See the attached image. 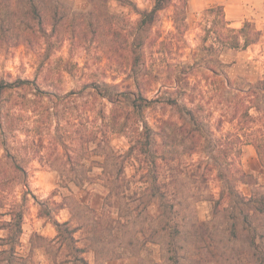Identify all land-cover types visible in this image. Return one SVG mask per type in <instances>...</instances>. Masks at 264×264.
Wrapping results in <instances>:
<instances>
[{
  "label": "trees",
  "instance_id": "obj_1",
  "mask_svg": "<svg viewBox=\"0 0 264 264\" xmlns=\"http://www.w3.org/2000/svg\"><path fill=\"white\" fill-rule=\"evenodd\" d=\"M91 3L93 8L89 16L100 10L95 0ZM188 3L189 0H153L150 10L137 11L140 16L137 26L142 31L138 46L130 43L129 34L122 35L114 25L106 27L100 21L88 20L87 14L79 15L83 16L82 21L76 18L78 23L71 25V37L80 40L90 36L96 42L102 36H111L108 42L112 52L120 55L129 52L134 61L132 64L128 62L127 66L133 68L144 61L145 68L146 59L149 55L152 57L156 44V53L163 58L174 43L172 40L159 41L161 36L148 41L149 37L144 38L143 34L154 25L159 12L168 8H173L182 22V26L175 27L178 33H186L189 27ZM204 15L209 24L203 29V46L199 47L203 57H200L199 65L203 71L213 75H204L203 89L190 81L193 73L185 63H181L183 67L178 73L172 71L164 77L145 75L133 83H128L129 80L121 83L91 81L79 91L72 90L64 95L43 91L36 81L17 79L11 83L0 82V146L3 151L0 156V231L5 232V236L0 237V246L5 247L2 250L0 247V255H6L8 263L11 258L10 264L25 261L17 248L23 234L29 196L40 206L41 218H51L50 213L44 211V203L29 189L26 168L34 159L46 160L58 172L63 188L72 183L80 190H87L97 184L106 194L104 206L109 209L107 216L99 215L89 203L63 197L60 209L68 208L71 219L63 223L53 221L57 241L81 264H88L84 254L101 246L95 241L103 240L98 236L104 230V223L109 232L116 229L119 235L144 211L149 214L150 207H156V231L165 230L163 222L170 220L175 222L177 229L180 224L178 216L185 206L192 205V201H207L216 209L234 192L244 202L247 201V197L237 193L238 185L257 184V180L241 171L240 157L244 146H252L264 166V76L255 84L232 79L227 71L230 65L209 59V54L217 52L218 48L246 49L259 43L263 33L249 21L239 30L231 28L223 5L206 9ZM62 21L57 4L45 8L36 0H29L25 5H21L20 0H0V36L7 40V32L14 33L16 37L23 35L29 41L32 35L40 33L46 39V58L62 43ZM7 23L14 27L9 29ZM16 28H19V33ZM119 37L122 42H118ZM209 40H213L210 45L207 43ZM46 64L41 63L40 72L48 71ZM69 70L68 67L65 69L67 73ZM155 83L161 84V88L154 98H150L148 94ZM85 92L89 98L81 101ZM99 100H106L111 107ZM158 105L170 107L173 114L167 119H158L152 125L149 114L157 110ZM75 112L77 123L70 118ZM215 113H219L218 118L214 117ZM52 117L57 118L59 135L53 144L56 147L54 153L59 147L63 148L64 158L59 154L54 156V153L42 155L34 144L32 134L36 133L34 128H38L34 125L41 121L50 124ZM62 120L65 126L61 125ZM226 124L230 127L225 130ZM18 134H23L26 139L22 140ZM114 137L127 141L126 151L115 150L111 143ZM74 146L82 151L92 149L99 160L79 153L72 156ZM89 162V171L66 170L68 167H87ZM215 172L221 190L218 196L210 187V177ZM188 179L200 183L192 197H187L183 189ZM18 188H22L20 193ZM259 206L264 209V198L259 201ZM74 210L87 211L81 216L87 221L77 217ZM124 211L130 212L129 216H123ZM114 214H117L115 219L112 217ZM88 227L91 229L86 231ZM80 231L93 235L87 239L89 243L85 247L79 246L82 239L76 237ZM146 242L172 250L182 241L175 237L167 243L166 239L151 235ZM128 245L125 250L137 248L139 243L133 238ZM4 261L0 260V264Z\"/></svg>",
  "mask_w": 264,
  "mask_h": 264
},
{
  "label": "rangeland",
  "instance_id": "obj_2",
  "mask_svg": "<svg viewBox=\"0 0 264 264\" xmlns=\"http://www.w3.org/2000/svg\"><path fill=\"white\" fill-rule=\"evenodd\" d=\"M28 1L20 0V3L25 5ZM36 1L45 8L53 4L59 5V12L63 19L60 27L62 43L56 50L51 51L50 57L46 58V39L40 33L32 35L29 41L21 34L19 38L14 33L8 34L7 32V40L0 36V82L4 80L6 83H11L17 79L36 81L43 91L64 95L72 90L79 91L84 84L91 83V81L121 83L124 80H129L128 83H133L135 79H140L145 75L164 77L172 71L178 73L183 67L181 63H185L190 66L187 68L191 69L193 73L190 81L203 89L204 75H213L207 70L203 71V67L201 68L199 65L200 57H203V51H199V47L203 46L205 35L203 29L209 24L204 11L217 5L224 6L231 28L239 30L246 21H249L255 24L263 36L259 43L246 49L218 48L217 52L209 54V59L229 64L227 71L232 79H242L245 83L255 84L264 76V0H189L187 19L189 27L184 34L178 33L175 28L182 26V22L179 17H176L173 8L159 12L154 25L143 34L144 38L148 36V41H151V39L156 40L161 36L159 41L172 40L174 45L169 48L170 50H167L169 53L166 57L161 58L156 53L158 48L156 44L153 53H151L152 57L149 55L146 59L145 68L143 67L144 61L133 68L127 66L128 62L132 64L134 61L129 52H124L122 55L112 52L108 42L111 36H102L96 42H93L90 36L80 40L71 37V25L78 23L76 18H79L80 22L82 21L83 16L79 15L89 14L93 8L91 0ZM95 1L100 10L94 15H88V20L100 21L102 26L106 27L114 25L122 35L129 34L130 43L138 46L142 40V31L137 26L140 19L137 11L150 10L153 7V0H128L129 2L123 3L115 0ZM7 24L9 29L14 27L13 24ZM18 29L16 28V31ZM13 38L14 40H12ZM117 40L118 42L123 41L121 37ZM207 43L210 45L213 40H209ZM42 62L47 63L48 71H39ZM67 67L71 69L68 73L65 71ZM160 88L161 84L155 83L148 97L154 98ZM84 97L81 101L89 98L86 96V92ZM100 101L105 103L108 108L111 107L106 100ZM201 104L203 105V97ZM172 114L173 110L170 107L158 105L157 110L150 112L149 120L154 125L158 119H167ZM70 116L75 120L76 112ZM214 117L218 118L219 113H215ZM56 119L52 117L50 124H44L41 121L34 125L31 122V126L38 127L34 128L36 133L32 135L35 140L34 144L42 151V155L53 154L54 148H56L53 145L55 139L59 137ZM62 123H64L63 120L61 125L65 126ZM74 123L77 121L75 120ZM229 127L226 124L225 130ZM68 130L71 129L68 128ZM18 135L22 140L26 139L23 134ZM111 143L115 150L121 152L127 150V141L124 138L114 137ZM92 151V149L82 151L75 148V152H71V155L85 154L87 158L93 156V159L99 160ZM2 154L0 146V156ZM58 154L64 158V149L59 147L54 156ZM195 160H198L197 156H195ZM89 166L90 162L87 167H68L66 170L75 169L84 172L89 171ZM240 169L253 176L255 181L257 180V184L238 185L237 193L247 197L246 202L238 197L236 192L230 194V198L228 197L221 205L216 206V209L213 204L207 201L194 203L191 200L192 205L185 206L177 218L180 223L179 227L176 229L175 222L172 220L165 221L162 225L165 227L163 231L161 229L156 231L157 209L150 207L149 214L144 211L132 223V226L124 228L119 235L116 234V229L109 232L110 229L104 223V230L98 236L103 240L95 241L101 246L84 254L83 257L88 264H264V209L261 210L259 206V201L264 198V166L252 146L243 147ZM26 170L31 193L44 203V211L50 213L51 218H41L40 206L29 196L23 234L20 246L17 248L19 256L25 258V261L20 264H81L57 241V231L53 221L57 220L63 223L71 219L68 208L60 209L63 197L89 203L99 215L107 216L109 209L108 206H104L106 194L103 188L96 184L92 187L89 186L87 190H80L72 183H69L68 188H63L61 187L63 182L60 180L58 172L51 168L46 160L34 159L28 164ZM131 171V169L128 170L129 173ZM192 180L188 179L183 186L187 197L194 196L198 191L197 186L200 183ZM210 187L217 196L220 194L216 172L210 177ZM20 191L22 188L17 189V192L20 193ZM85 212L87 211L74 210V213H78L77 217L87 221L85 217V219L81 217ZM137 212L133 211V213ZM129 213L124 211L122 215L129 216ZM89 216H91L90 213ZM112 217L115 219L117 214ZM76 223L78 222L76 221ZM89 224L91 222H88ZM89 229L91 228L88 227L86 231ZM82 232L77 233L76 237L82 239L79 246L85 247V244L89 243L87 239L93 235L85 231ZM151 235L157 239L164 238L167 243L170 238L175 237L182 242L178 244L177 248L171 250L168 247L163 248L146 242V238ZM4 236L5 232L0 231V237ZM133 238L138 240L139 246L125 250L126 245L129 247L128 244ZM0 247L1 250L5 249L3 246ZM0 260H5L3 264H10L12 258L8 263L9 259L6 255H0Z\"/></svg>",
  "mask_w": 264,
  "mask_h": 264
}]
</instances>
